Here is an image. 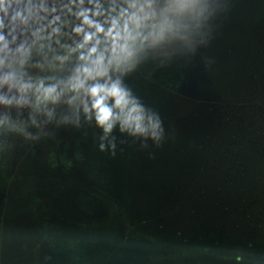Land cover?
<instances>
[{
	"label": "water",
	"instance_id": "1",
	"mask_svg": "<svg viewBox=\"0 0 264 264\" xmlns=\"http://www.w3.org/2000/svg\"><path fill=\"white\" fill-rule=\"evenodd\" d=\"M114 1L116 6L118 5V10L125 6L122 0ZM207 1L205 3L208 11L194 25L195 30L197 29V41L202 48L196 46V50L188 56L167 55L164 48L159 50L160 54L155 55V52L149 53L150 48H145L138 55L135 65L137 69L134 67L120 77L145 109L159 118L162 132L158 141L153 140L150 135H131L127 131L122 132L119 124L105 135L103 129L97 126L94 116L91 119L86 116L85 119L82 111L80 112L82 107L77 110L73 105L70 108L74 114L56 126L57 136L61 134L66 137H79L85 158L83 162L79 158L69 167L54 169L56 172L41 176V179H44L43 197L49 208L48 221L52 223L51 227H45L43 232L55 235L57 239L67 235L73 240L80 239L77 242L78 249L71 250L69 254L68 264H81L78 260L83 256L86 258V264H179L180 261L176 257L178 250H175L177 243L174 244L171 238L174 231H180L183 237L193 243L217 242L223 247H229L228 245L245 246L251 242L253 244L251 249L254 252H264V249H255L253 241L242 238L236 240L238 237L224 240L205 234H187L182 229L178 230L168 225L159 228L162 224L157 216L159 212L157 210L162 205L158 206L157 200L164 199L168 201L166 205L171 206L180 200L182 204L190 200L192 203L189 205H193L192 208L198 210V213L203 212L199 216H205V219L212 221L223 219L229 223L234 219L228 218L229 214L222 210H226L225 206L238 208L229 200V195L212 201L197 190L184 196V189L188 188L190 183L195 182L201 187H206L204 184L217 182L218 179L211 182L201 178L198 181L196 164L191 162L196 157V143L187 139L182 147V142L174 136L173 125L168 123L171 116L188 117L192 124L191 130L203 132L206 125L221 112L219 104L212 113H209L206 103H222L220 93L247 96L245 94L248 89L247 82L244 80L245 77H242L244 71H237L234 69L235 66L231 65V60L235 56L228 52V48L236 38L243 41L248 32L251 36L254 24L264 20L262 19L264 10L255 7L258 3L251 8L250 1L249 3L243 1L244 4L236 3L237 0ZM243 14L245 19L242 20ZM235 23H238V27L234 26ZM92 31L94 29L88 28L90 34ZM238 53L242 54L240 50ZM238 57L241 59L242 55ZM17 64L14 62L12 68ZM145 75L155 81L148 82ZM234 78H237L236 81H233ZM61 102L50 110L51 120H57L60 116L63 118L60 113L68 111ZM199 105L202 107L201 114L195 118L194 113ZM101 144L104 145L103 150ZM182 148L185 150L184 154H180ZM190 166L193 167L192 170H188ZM110 172H118L120 177L114 178L120 180L119 184L122 187L128 185L132 189L126 193L120 188L122 197L117 196L115 201L122 203L124 208L129 203L134 219L130 223L136 224L135 219L145 221V224L152 223L150 229L142 224L138 230L147 236L151 233L157 243L151 244L140 240L136 234H131L129 239L121 244L109 242L110 239H120L125 231L122 225L124 218L117 215L111 207L102 204L101 195L96 192L97 188L106 191L112 190V187L117 188L110 181H106ZM126 173L131 176L126 177ZM132 192L135 193L134 196ZM164 200L163 204L166 203ZM156 207L158 208L155 210ZM173 208L169 212H174ZM146 209L152 213V217L148 219ZM240 224L241 226L237 227L234 222L229 225L234 226L237 231H247L264 241L263 236L244 226L246 223L243 220ZM42 227L43 225L40 229ZM67 231L74 232L67 234ZM83 231H86V236H83ZM90 241L94 243H88ZM8 244L10 251V241ZM224 254L229 255L228 253L222 255ZM67 259L68 255L65 252L59 260L46 259L39 264H63ZM201 261H204V264L209 263L204 259Z\"/></svg>",
	"mask_w": 264,
	"mask_h": 264
},
{
	"label": "rangeland",
	"instance_id": "2",
	"mask_svg": "<svg viewBox=\"0 0 264 264\" xmlns=\"http://www.w3.org/2000/svg\"><path fill=\"white\" fill-rule=\"evenodd\" d=\"M243 1L249 3L251 0H242L241 2L237 0L236 3L244 4ZM258 1L260 2L255 7L262 8L263 0ZM32 2V17L28 25L29 33H26L25 36L30 42L33 38L31 37V32H37L39 30L38 36L44 39H37V45L32 48L30 57L25 64L23 66L17 64L12 70L22 74L25 79H31L33 81L47 75L50 78L48 81L50 83L66 81L75 67L76 58L75 56L68 57L62 69L49 70L48 64L52 61L53 53L49 52L47 48L41 51L39 44L43 43L47 45L50 43L54 50L60 52L66 48H74L75 43L80 42V37L73 34V27L81 26L90 34L88 32L89 27L83 25L82 20L78 19V13L80 11L87 10L90 19L102 24L104 20H110L116 15L115 13H109V8H116V12L119 11L117 9L118 5L116 6L114 0H99L100 10L105 13L103 17L92 15L96 9L93 4L88 3V0H84L83 5L79 3V0H32ZM41 3H43L44 10H41ZM53 8H55L54 12L52 11ZM244 15H242V20L245 19L243 17ZM53 29H57L58 33H53ZM196 32L197 29L195 30L193 26L190 34V42L172 41L164 43L148 49L149 53L151 51L152 53L155 52V55L160 54L159 50L164 48L167 55L182 54L188 56L196 50V46H200L197 41ZM16 35V42L10 44V48L13 50L25 39L19 33ZM49 36H51V39H48ZM9 40H11V37H9ZM57 40L59 44L56 43ZM45 57H47V60ZM37 64L43 65V69L36 67L35 65ZM135 68L137 69V66ZM145 76L148 82L153 83L155 81L152 77L148 78L147 75ZM236 79L234 78L233 81H236ZM220 94L223 104L234 105V103H237L236 101L248 97L244 95H238L239 97L230 96L226 95V93ZM71 96L72 93H68L61 98L62 102L61 100L60 102L62 106L68 111L61 112L60 114L63 115V118L60 116L57 120H51L44 112H37L27 108L20 110L15 108L10 110L0 109V116H3L7 111L12 121L25 122L23 134L13 133L8 129L0 128V264H39V262H43L46 259L56 261V259L59 260L60 257H63L65 252L68 255V259L63 264H68L71 250H77L79 247L77 242L80 239L73 240L69 235L57 239L55 235L51 236V234L49 235L47 232H43V229L45 227L50 228L52 223L50 224L48 221L49 208L46 199L43 197L44 190L42 186L44 179H41V176L56 172L54 169L59 170L62 167V169L66 166L69 167L70 164L75 163L79 158H81L80 161L82 162L85 159L81 150L79 137H66L61 134L57 136L56 126L74 114L73 109L71 110V105L67 103ZM57 104H48L47 110L50 111ZM30 111L35 123L29 118ZM80 112L81 114L83 113L86 119V114L82 108ZM131 161L133 162L134 160ZM255 162L257 168L254 172H248L244 177L237 175L239 172H236V175L229 177V180L246 181V183H253L254 185L258 182L264 183V161ZM199 165L203 167L201 168L203 172L197 168V171H199L197 174L198 181L201 178L212 182L217 181L218 178H215L219 176L217 163L207 161L205 164L199 163ZM115 176L120 177L118 172H110L108 180L106 181H110L117 188L112 187L110 191L97 188L96 192L101 195L102 204L111 207L117 215L124 218V223L122 224L125 227L124 234H122L120 239L109 240V242L113 241V243L121 244L131 234L137 235V229L135 228L137 225L140 227L142 224L139 225L138 223L136 225L135 223H130L134 219L132 218V208L129 203L124 208L122 207V203L115 201L117 196L122 197L120 194L122 190L120 188L126 193L132 190L128 185L122 187L119 184L120 180L114 178ZM129 176L131 175L126 173V177ZM132 193L134 196L135 193ZM203 193L212 201L217 198H222L224 195H229V200H232L233 203L235 200L250 198L252 201L246 207L242 206L234 209L233 207H228L226 210H222L224 213L230 215V217L228 215V218L231 220L234 219V221L229 223L223 219L212 221L205 219V216H199L203 212L198 213V210L192 208L193 205H189L192 203L190 200L185 202L183 199L185 203L178 205L174 212H169L173 206L166 205L168 201L163 199L166 201L163 204V200H157V205H162L157 210L159 211L157 216L162 226L168 225L178 230L182 229L187 234H205L224 240L230 237H238L236 240L242 238L247 241H253L254 247L257 250L264 249L263 240L258 239L255 235L247 231H237L234 229V226L229 225L234 222L235 227L241 226L240 222L243 220L246 223L244 226L250 228L259 236L264 237V193L261 191L254 193L248 189L244 197L236 195L234 190L213 192V189H210ZM146 213V219L152 217V213L148 209H146ZM170 216L171 218L169 219ZM42 225L43 227L40 229ZM145 225L144 227H148V229L152 227V223ZM72 232L74 231H67V234H71ZM82 233L83 236H86V231ZM137 238L140 240L143 239L151 244L158 242L153 239L154 236H151V233H148V236L139 233V237ZM171 238L174 240V244L175 242L177 243L175 250H178L176 257L180 261L179 264H187V262L204 264V261H201L202 259L209 261L210 264H264V252H254L251 249L252 247L248 246V243L246 245L244 244L245 246L228 245L229 247H223L217 242L196 241L193 243L188 238L183 237L180 231H174ZM9 241L11 243L10 251H8ZM88 243L94 242L90 241ZM200 253L203 255H200ZM223 253H228L229 255L224 254L223 256ZM78 261L81 264H86L85 256Z\"/></svg>",
	"mask_w": 264,
	"mask_h": 264
},
{
	"label": "clouds",
	"instance_id": "3",
	"mask_svg": "<svg viewBox=\"0 0 264 264\" xmlns=\"http://www.w3.org/2000/svg\"><path fill=\"white\" fill-rule=\"evenodd\" d=\"M122 2L125 6L119 8L118 12L116 8L108 9L109 13L116 15L104 20L103 24L90 19L87 10L80 11L78 19L94 31L88 34L81 26L73 27V34L80 37V42L75 43L74 48L60 52L54 50L50 43L39 44L41 51L47 48L53 53L49 70L62 69L68 57L76 58L75 67L66 81L50 83L47 75L33 81L12 70L14 62L21 66L25 64L32 48L37 45V39H44L38 36L39 30L31 32L33 38L30 42L25 36L29 33L32 0H0V109L27 108L51 117L47 105L56 104L63 96L72 93L67 103L77 110L82 107L89 119L94 116L97 126L103 129L105 135L119 124L122 132L150 135L158 141L162 132L159 118L145 109L120 77L135 67L138 55L145 48L172 41L190 42L191 30L203 18L207 5L205 0ZM79 3L83 5L84 0H79ZM88 3L96 9L93 16L105 15L100 10L99 0H88ZM41 10H44L43 3ZM17 33L25 39L13 50L10 44L16 42ZM53 33H58V30L53 29ZM56 43L59 44V41ZM35 66L43 69V65ZM29 118L32 119L31 111ZM32 122L35 123V120L32 119ZM0 128L23 134L25 122L12 121L6 111L0 116ZM103 148L101 144V150Z\"/></svg>",
	"mask_w": 264,
	"mask_h": 264
},
{
	"label": "trees",
	"instance_id": "4",
	"mask_svg": "<svg viewBox=\"0 0 264 264\" xmlns=\"http://www.w3.org/2000/svg\"><path fill=\"white\" fill-rule=\"evenodd\" d=\"M258 2L251 0L249 6L252 8ZM261 7L264 10V0ZM234 26L238 27V23H235ZM244 38L243 41H240V38L233 40L228 52L235 56L231 60V65L235 66L234 69L244 71L242 77L244 76V80L247 82L248 89L245 94L248 93V97L236 101L237 103L234 105L206 103L209 113H212L219 104L221 112L214 117L210 124L206 125L203 132L192 131V124L188 117L171 116L168 120V123L173 125L175 138L182 142V147L187 139L196 143V157L191 162H194L198 169L203 168L199 163L205 164L207 161L217 163L219 167L217 182L204 184L207 188L192 182L188 188L184 189V196L197 190L201 193L207 192L210 188L217 192L234 190L240 197L245 196L247 189L254 193L257 191L264 193V183L258 182L254 185L246 183V181L229 180V177H234L236 172H239L237 175L243 177L248 172H254L257 168L255 161H264V20L255 23L251 36L248 32ZM238 50L242 54H239ZM239 55H242L241 59H239ZM197 109L194 113L195 118L201 114V105ZM184 152L185 150L182 148L180 154H184ZM192 169V166L188 168V170ZM200 171L203 172L202 169ZM251 201L250 198L235 200L234 203L236 207H246ZM181 204L182 200L175 202L173 210L175 211V208ZM225 208L227 209L228 206ZM135 222L136 225L145 223L139 219H135ZM138 227L137 225V236L141 233ZM162 227V225L159 226L160 229ZM127 239L129 238H125V240ZM252 245L251 242L248 243L249 247Z\"/></svg>",
	"mask_w": 264,
	"mask_h": 264
}]
</instances>
